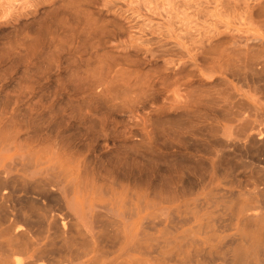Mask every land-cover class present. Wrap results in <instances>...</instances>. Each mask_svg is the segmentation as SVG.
<instances>
[{
    "label": "rangeland",
    "instance_id": "1",
    "mask_svg": "<svg viewBox=\"0 0 264 264\" xmlns=\"http://www.w3.org/2000/svg\"><path fill=\"white\" fill-rule=\"evenodd\" d=\"M262 2L264 4V0H0V132L5 133H0V140L4 144L12 142L9 155L14 157L19 154L16 152L21 146L19 143H35L33 146L41 148L57 145V150L63 149L65 154L70 152L69 155L77 158L65 169L44 171L39 176L25 175L30 182H54L57 187L52 189L60 200L42 198L41 205L32 204V207L18 206L14 197L6 203L7 207L0 208V213L11 215L9 223L0 225V231L12 222L18 225L12 215L16 216L23 209L22 212L32 217L29 219L24 213L32 232L44 224L42 232L39 229L36 233H41L48 242L56 238L52 235L51 216L59 218L64 213L55 210L63 209L66 199L89 194L92 205L100 204L103 192L109 189L104 193L106 201L116 190V182L134 178L139 195L147 197L140 198L151 200L150 207L145 206L141 212L144 220L141 219L140 224L139 264L172 263L168 259L175 252L166 242L172 241L169 216L174 209H177L174 214L181 221V230H186L183 240L177 244L178 250L183 246L180 249L183 253H177L180 257H191L195 248L201 252L223 249L231 239L237 240L233 246L240 250L242 244L235 236L241 231L250 237L254 246L264 245V231L259 233L238 222L244 215H264V153L255 155V151L249 154L225 149L219 141L221 137L224 139L223 135L216 131L212 121L214 115L217 118L222 113V104L235 102L230 96L246 91L239 92L241 86L232 78L226 77L225 82L219 80L221 69L218 68L222 64L219 60L216 61L219 65L213 63L218 57L213 51L219 49L216 52L219 55L224 48L226 51L246 41H264V26L255 16V9ZM210 64L216 65L215 69L219 70L214 69L216 74L209 73ZM242 69L245 68H241L240 73L249 74L251 79V98L263 100L264 71L261 73L257 67L254 73L251 68H246L247 72ZM254 93L260 94V98ZM177 100L187 101V104L185 107L176 105ZM261 116L259 114L264 123V115ZM258 119L255 124L264 127ZM133 129L142 141L136 148H132L133 142L127 139ZM105 138L106 147L103 146ZM16 140L19 143L16 144ZM222 152L226 155L220 158ZM79 154L83 156L80 158ZM13 174L23 175L17 171ZM69 190L72 193H65ZM174 191L179 196L176 204L170 200ZM44 204L49 205L51 211ZM8 206H12L11 209ZM160 211L169 215L161 222L154 220L163 214ZM36 212L37 216L42 213L41 218L38 217L40 222L34 218ZM89 212L95 238L100 235L98 240L106 239L104 234L108 236L113 228L116 230L114 221L108 222L103 216V210L92 206ZM47 214L51 218L48 219ZM97 222H101V226L98 227ZM203 225L208 228H203L202 234L198 231L197 235L196 228ZM51 229L52 233H48ZM100 229H105V233ZM5 240L0 238V256L8 254L7 244L2 242ZM194 240H200L202 245H196ZM157 242L166 246L163 244L159 253L154 249ZM221 254L224 253H213L211 264H224L225 254ZM156 256L159 259L154 258ZM255 256L256 264H264V256Z\"/></svg>",
    "mask_w": 264,
    "mask_h": 264
},
{
    "label": "bare ground",
    "instance_id": "2",
    "mask_svg": "<svg viewBox=\"0 0 264 264\" xmlns=\"http://www.w3.org/2000/svg\"><path fill=\"white\" fill-rule=\"evenodd\" d=\"M255 10H256V12H255L256 18L259 19V23L263 24L262 26H264V4H263V2L261 4H259ZM221 43H219V44L222 45ZM215 45H216V43H215ZM216 47H218V44L216 45ZM233 47L232 48L230 47L231 49H233V50H231V52L229 50L230 48L226 50V51L229 50L228 52L230 54H232L231 57L229 56L230 54L225 51L226 48L223 49L224 50V52L222 51L223 53H221V51H220L219 55L217 54L218 53L217 51L219 49H215V50H217L216 51L217 53L214 51H213V53H215L214 55H217L219 58L216 56L217 60L215 59L214 60L215 62H213V63H215L216 65H219V63H220V65L222 64L221 68L219 66H217V68L219 67L218 69H221V70L219 71V70L215 69L216 65L214 66L213 64H210L211 68L208 71L211 74L212 73L216 74L217 72L215 70L219 71L218 72L220 74L219 80H221L222 82H225V80H227V79H225L226 77L232 78V80L233 79L236 80L235 81L236 84L241 86V88L239 87L240 88V91L238 90L239 92H241V90H243V89H245L246 91L243 90L244 92H242L241 94H238V93L234 94L235 93L234 92L233 93L234 95L232 94L233 96H230V97L233 100L235 99L234 100L235 102H233V103L230 102L229 104H227V103L222 104L223 105L222 113L217 118L215 117L216 115H214V118H212V121H214L216 124V128L218 129L216 131L217 132L219 131V133L223 135L224 139H222V137H221V140H219V141H222L223 144L222 143L221 144L225 149H227V148L231 149L232 148L236 153L242 152V153H249V154H250V152L255 151L254 154L258 153V155H259V153H261V152L264 153V127H260V126H262V124L261 125L258 124L260 126L255 124L256 122H254V121L255 120L257 121L258 118H256L254 121L251 118L252 117L255 118L257 116L259 117V114H260V116H261V114L264 115V112L261 113V111H264V103H263L264 102L263 101L264 96L261 97V99H263V100L259 99L260 101L254 100L256 98V97L254 98V96H252V98H251V96H250L251 94L249 95L250 90H251L250 84L252 85V83L249 82V80H251V79H249V77H248L249 74L248 75L247 74L246 75L241 74L240 69L245 68L242 70L246 71V68L248 70L250 68L252 69L253 67L254 68L257 67L258 69L261 70V73L264 71V60H262V58H264L263 57L264 56V41L257 43L256 40H252V42L250 40L249 42L246 41L245 43L236 45L235 48H233ZM210 51H212V50H210ZM223 55H225V56H223ZM226 56H228L227 59H226ZM218 60H219V63L216 62ZM209 62H210V60H209ZM231 62H233V64H231ZM210 63H212V62H210ZM225 65H226V67H224ZM223 68H225V69H223ZM253 69H252V72L254 73ZM214 71L216 73H214ZM246 72H244V73H246ZM254 83H255V81H254ZM256 86L257 85H255V87ZM175 89H177V87ZM256 90H255V92H256ZM177 93H178V91H177ZM260 93H261V91H260ZM230 94H231V92H230ZM230 94H228V95H230ZM254 95H258V97H259L260 94L254 93ZM168 101H170V100H168ZM174 103L176 105L185 107V105L187 104V101L184 103V102H180L177 100L176 102L174 101ZM197 105H198V103H197ZM176 109H181V108L177 107ZM257 113H258V115H256ZM207 115L209 116V114H207ZM211 116H213V115H211ZM261 117H259V119ZM209 119L211 120V117L208 118V120ZM260 120L263 123V120L262 119H260ZM6 131L7 130H4V132H6ZM7 132L10 133L9 130ZM1 134H3V133H1ZM14 136L17 137V135H14ZM125 136H127V135H125ZM10 137H6V138H10ZM174 137H177V136H174ZM11 139H13V137ZM11 139L9 140L10 142L12 141ZM14 139H15V137H14ZM127 139H128V141L133 142L134 146H131L132 148L133 147L136 148L135 146L137 144L139 145V142H142L141 136L138 135V132L136 129L129 131ZM6 140H8V139H6ZM20 140H23V139L21 138ZM35 140H37V139H35ZM104 140L105 141H104L103 146L108 142L106 138ZM142 140H143V138H142ZM18 141H19V139H18ZM21 142H23V141H21ZM17 143H19V142H17V140H16V144ZM38 143H40V142L38 141ZM11 144H12V142H11ZM11 144H6V143L4 144V141L0 140V208L7 207L6 203H9V201L11 202V200H13L14 197L16 199L15 204H17L18 206H25V205L32 206V204L41 205L40 203H41L42 198L43 199L47 198L49 201H54V202H55V200L58 201L59 195L55 194L56 190L52 189V187H55V188L57 187V186H55L56 184H54V182H53V184L52 183L50 184L47 182H43V180L41 181L38 178L37 179L40 181L32 180L30 182V180L28 181L27 179H25L24 176L25 175L28 177H29V175H32V176L38 175L39 176L44 171L49 172V171H55L57 169H65L66 165L71 163L74 159L77 160L76 157L75 158L73 157L75 155H69L70 152L68 154L67 153L65 154L63 152V149L61 151L57 150L56 149L57 145H55L56 148L53 147L54 145L52 146V148H46L45 146H44V148H41L42 146H39V145L33 146L35 143H32V145L30 143H29V145L24 143L25 144L24 147H23L24 144L22 145V143H19V145L21 144L19 151L15 150L19 154L16 157H14L12 155H9ZM49 147H51V146H49ZM105 147H106V145H105ZM105 149H107V148H105ZM224 155H226V154H224L222 152L219 157L220 158L225 157ZM79 156L81 158V156H83V154L82 155L79 154ZM246 156H249V155H246ZM83 162L84 161H82V163ZM79 163H80L79 164V167H80V165L82 163L81 162H79ZM75 164H76V162H75ZM71 165H72V163H71ZM66 168L69 169V166H67ZM15 171H17L18 173L23 174V175H14L13 173ZM60 171H62V170H60ZM80 171H82V170H80ZM97 172H98V170H97ZM225 172H227V171H225ZM235 173H236V171H235ZM74 174L76 175L77 173L74 172ZM44 175H46V174H44ZM48 175L50 176V174H48ZM67 175L69 176L70 172ZM80 175H81V172H80ZM44 177H47V175ZM63 178L64 177H62V179ZM66 178H67V176H66ZM74 178H76V176H74ZM41 179L46 180V178H41ZM33 181L36 184L32 183ZM79 181H80V179H79ZM59 182H60V180H59ZM227 183H225V184H227ZM15 184H16V186H15ZM115 184H116L115 185L116 190H114V192L111 193L110 195L107 194L108 198L106 201H105V197H104V196H106V194H104L106 191L105 192L101 191V192H103V194H102L103 199H102V197H100L99 194H97V195H99L100 199L98 198V196L94 195L100 201H103L100 204H97L94 202V205H92L93 203L91 204V198H90V196H88L89 194L86 196H84L82 194H77V195L72 196V198L69 196L71 200L64 198V199H66V201L64 200L65 206H62L63 209H61L60 211H58L59 209H56V210L54 209L56 211V213L64 212L60 215L59 218L56 215L55 216L52 215L51 216L52 218H51L50 215L47 214L48 215L47 218L48 219L51 218L50 222H52V226L54 228L53 233H52V229H53L52 227H51L52 228L51 232H48V233H52V235H54V237L56 236L55 239L50 238L51 239L50 241L53 240V242H50L48 240L50 234H48V237H47V240L49 242L48 243L47 241H45V237H43V235L41 233H36L37 231H40V230L42 232V227L44 224L41 226L39 223L40 219H38V217L41 218L40 215L42 213L41 214L39 213L40 214L39 216H37L38 212H36V214L33 213V215L35 214L37 216V218H36V216L34 215V218L37 221H39L38 223L41 227L34 228L37 230H34L35 232L34 231L32 232L27 226L28 225V217H29L27 215V213L22 212L23 209L18 211V212L16 211L18 214L15 212L17 215L16 216L12 215V217H13L14 223H18V225H15V224L13 225V222H12V224L7 225L4 229H2L0 231V236H1L0 238L6 239L5 241H2V242H3V245L7 244V246L6 245L5 246L7 247L6 252H8V254L5 253L4 256L1 255L2 258L0 256V258H1L0 264H139V262H138L139 257L137 256V254L140 252L139 251L140 245H142L141 241H140V237H142V236H140V224H141V219H142L141 218V212H142V208H144L145 206L150 207L151 200H150V202L145 201V199L142 200L143 198H147V197H143V196L139 195L138 189H137V183L134 180V178L129 179V181L125 180V179H121L120 181L116 182ZM237 184H239V183H237ZM227 185H229V184H227ZM62 186H63V182H62ZM85 188H87V187H85ZM102 188H104V187L102 186ZM107 190H108L107 192H109V189H107ZM58 191H59V189H58ZM68 192L72 193V190L66 191L65 193H68ZM80 192H82V191H80ZM180 192H181V190H180ZM173 193H174V194H172L173 197L170 198V200H172V204H176L179 196L177 194V191H174ZM17 194L19 195V197H16ZM140 197H143V198H140ZM59 200H60V198H59ZM49 201H47L48 204H50ZM73 201H75L76 204L73 203ZM44 202H46V200H44ZM60 203L62 204V202H60ZM60 203H58V204H60ZM44 205L46 208L47 204H44ZM62 205H64V204H62ZM75 205H77V206H75ZM263 205H264V202L262 204V207H264ZM12 206H13V204H12ZM12 206H10V207H12ZM47 206H48L47 208L49 209L50 206L49 205H47ZM92 206L93 207L96 206L97 209L103 210L105 212V215H103V216L105 218H108L107 219L108 222H109V220L114 221V223L116 225V228H115L116 230L114 231V228H113L112 232L113 231L114 232L113 233L110 232L111 234L110 233L108 234V236L110 237L109 240H103V239L98 240L100 235L98 236V238H95V236L97 237V235L94 234V231H93L92 225H91V221H90V216L87 213V212H89L90 209H92ZM205 206H207V205H205ZM32 207H34V206H32ZM35 208H37V207H35ZM41 208H42V206H40V209ZM243 208H244V205H243ZM250 208H252V207H250ZM38 209H39V207L37 208V210ZM241 209H242V206H241ZM54 210H53V212H54ZM175 210H177V209L172 210V212L170 211L171 212L170 216L166 215V213H164L163 211H160L163 214L154 218V220L159 219L161 222L166 217H168V216L170 217L171 224H169V226H170V230L172 232V241L166 242V243H167V245L172 246V248H170L171 251H172V249H174L172 252H175V254L173 253L174 254L173 255L171 253L172 255L168 259L173 264H192V263L193 264L194 263L195 264H211L212 258L210 256L213 255V253H215L216 251L223 252L225 254V255L221 254V255H224V257L222 259L224 264H256L255 260H257V259H256L255 255L260 254L262 257L264 256V245L254 246V244L250 243V237H248V235L245 232L241 231L242 233L240 232V234L238 232H236V236H235L236 238L238 237V241H240V243L242 244V248L240 250H237L233 246L236 244L237 240H232L230 238L231 241L229 240V242H230L229 245H226V247H224L223 249H218V248L214 249V250L204 249V251L201 252V251L197 250V248H195L196 250L194 251V254L191 257H182V256L180 257L178 254L180 252L183 253V250L180 251V249L183 246H181V248L178 250V247H179L178 243L180 240H183V238L186 234V230H181V224H180L181 221L179 219H177V217H175V214H174ZM238 210H239V208H238ZM252 210H254V209H252ZM239 211L241 212V210H239ZM41 212H42V210H41ZM95 212L97 213L96 209H95ZM165 212H167V211H165ZM243 212H244V210H243ZM24 213L28 217H26ZM7 214H10V213L8 212ZM7 214L5 212L0 213V225L7 224V222L9 223V220H10L9 217L11 215H7ZM52 214H55V213H52ZM95 215H93V216H95ZM98 216H97V218H98ZM161 216H163V217L161 218ZM45 217L46 216H44V218ZM54 217H56V218H54ZM99 217L101 219V216H99ZM30 218H32V217L30 216L29 219ZM97 218H96V220H97ZM93 219H95V218L93 217ZM142 220H144V219H142ZM43 221H45V220L43 219ZM100 221L102 222V220H100ZM239 221H241L245 227L255 229V230L259 231V233H260V231H264V215H262L261 217L252 216V215H244L242 218H240L238 220V222ZM101 222H99V223H101ZM45 223L47 224V222H45ZM99 223L97 225L98 227L100 225ZM229 223H232V222L230 221ZM31 224H33V223H31ZM93 224H95V223H93ZM69 225H70V228H69ZM115 225H112V226H115ZM49 226H50V224H49ZM102 226H104V225H102ZM144 226L146 227V225H144ZM203 226H201V227L199 226L198 228H196L195 232L197 233V235L202 234V231L204 229L208 228L207 225H205L204 227ZM104 227L108 228L106 226H104ZM110 227H111V225H110ZM215 227H217V226H215ZM225 228H229V227L226 226ZM220 229H222V228H220ZM100 230H102V229H100ZM104 230H102V231L105 233ZM167 231H169V230H167ZM198 231L200 232L199 234H198ZM169 233L170 232H168V234ZM204 233H206V231ZM216 233L218 234L217 231H216ZM101 234H103V233H101ZM219 234H221V233L219 232ZM104 235L107 237V234H104ZM205 235H207V234H205ZM201 236H203V235H201ZM101 237H102V235H101ZM216 237H218V236H216ZM216 237L214 239L211 238V239H213L212 240L213 243H214ZM56 239H58V241ZM59 239H60V242H59ZM54 240H56L57 242H55ZM208 240H210V239H208ZM224 240H226V239H224ZM194 241H195L196 245L197 244H200L199 246L202 245L200 240H194ZM163 244L165 246V243H163ZM163 244H161L162 246H160V242H157V244H155L154 249H156L157 253L161 252L158 250H161V249L163 250V248H162V247H164ZM187 245L188 244H186V246ZM8 246H9V249H8ZM144 246H142V247H144ZM156 246L158 249L156 248ZM244 246H246V248ZM165 248H166V246H165ZM199 248H201V247H199ZM2 249H4L2 251V252H4L5 251L4 246ZM200 250H202V249H200ZM153 251H155V250H153ZM140 253H142V252H140ZM146 253H148V252L146 251ZM199 253L202 256L199 255ZM162 255H164V253ZM154 258H158V257L156 256ZM214 258H216V257H214ZM258 258H259V260L262 259L261 257H258ZM140 259H143V258H140ZM140 259H139V261H141ZM144 260L145 259H143V261ZM260 262H262V261H260ZM163 263L161 261V264H163ZM167 264H168V262H167ZM258 264H259V262H258Z\"/></svg>",
    "mask_w": 264,
    "mask_h": 264
},
{
    "label": "crops",
    "instance_id": "3",
    "mask_svg": "<svg viewBox=\"0 0 264 264\" xmlns=\"http://www.w3.org/2000/svg\"><path fill=\"white\" fill-rule=\"evenodd\" d=\"M109 239H110V237H109V236H107V237H106V239L104 238L103 240H109Z\"/></svg>",
    "mask_w": 264,
    "mask_h": 264
}]
</instances>
